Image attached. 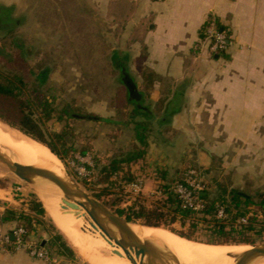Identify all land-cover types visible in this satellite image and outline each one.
<instances>
[{
	"label": "crops",
	"instance_id": "obj_1",
	"mask_svg": "<svg viewBox=\"0 0 264 264\" xmlns=\"http://www.w3.org/2000/svg\"><path fill=\"white\" fill-rule=\"evenodd\" d=\"M43 6L61 7L62 23L123 41L129 89L155 133L149 152L163 154L159 161L148 154L149 170L162 174L139 179L145 190L174 181L187 164L206 184L264 185V0H0L1 14L17 25L18 13L29 9L33 18ZM211 17L229 37L223 56L208 51ZM6 176L0 172V194L7 195L0 204L19 206L13 186H1ZM16 226L0 222V233ZM0 264L47 263L0 250Z\"/></svg>",
	"mask_w": 264,
	"mask_h": 264
},
{
	"label": "rangeland",
	"instance_id": "obj_2",
	"mask_svg": "<svg viewBox=\"0 0 264 264\" xmlns=\"http://www.w3.org/2000/svg\"><path fill=\"white\" fill-rule=\"evenodd\" d=\"M28 10H24L22 15L18 13L17 19L23 21L22 25L6 21L9 18L0 12V71L5 74L22 76L27 82L35 85L36 80L32 71H36L40 66L49 68L51 76L46 89H51L48 95L55 99L56 106L61 109L69 104L76 110V113L84 116L83 120L68 121L69 126H66L64 121H57L56 118L44 126L48 132H62L66 128L69 131L66 146L71 148L72 152L62 161L65 172L86 193L118 216H120L118 210H127L139 201L150 209L163 207L164 198L160 190L162 184L155 185L148 190L144 188V191L140 193L134 192L130 187L144 176L162 174L161 170H155L156 167L153 168L154 171H150L151 166L147 164L148 154H155V161H159L163 156L161 152L151 153L148 149L144 160L132 166L124 164L123 170L112 177L111 185L100 182L105 177V167H108L115 159H125L136 149H141V145L135 139L134 123L148 122L151 126V123L145 121L136 111L135 101L138 96H130L129 55H125V50L122 48L123 41L120 38L105 39L103 33H93L88 29L89 25L77 22L62 23L63 9L61 7L50 9L43 6L37 9L33 18H30L32 14ZM74 19L77 20L76 17ZM114 47L117 50H113ZM139 78L141 75L135 73V79ZM96 117L100 120L89 119ZM154 134L151 129L149 141ZM82 150H86L87 154H81ZM189 165L187 164L188 167ZM0 172L7 175L1 186H13L15 199L19 202V206L2 203L0 208L4 206L5 211L21 212L25 211L24 209L30 211L29 215L34 218L33 228L35 229L31 237L37 242L41 241L42 244L55 234L52 229L54 225L76 254V257L72 259L60 258L47 249L52 259L50 264H88L79 254L73 241L67 239L62 230L55 225L57 215L49 212L45 201L39 197L46 210V215L38 218L29 209V204L34 197L39 200L34 190L2 165H0ZM139 172L142 173L141 177L138 175ZM130 173L134 175V179L127 181L124 177ZM205 186L209 200L219 202L220 198L224 199L225 204L220 207L219 213L231 205L232 196L237 195L232 192L243 191L249 196L251 204L243 205L242 211L250 209L251 213L245 218H240L236 226L242 223V219H256V231L263 232V234L252 236L251 239L257 240L252 245H264V205H262L264 185H237L222 180L218 183L215 181L205 183ZM2 196L4 199L7 195L3 193ZM239 198L242 203L248 199L238 196ZM219 213V219H229L226 212L223 217H220ZM120 217L126 219L125 216ZM202 217L200 214L195 218L199 237H204L208 233L207 229L213 227V224L208 222L209 218L203 221ZM37 219L42 221L41 224L36 223ZM131 223L138 227L144 226L142 221ZM191 223L192 221L188 220L183 227L180 222H177L170 227L176 231H186ZM161 229L176 235L169 229ZM183 241L199 246L208 245L185 239Z\"/></svg>",
	"mask_w": 264,
	"mask_h": 264
},
{
	"label": "trees",
	"instance_id": "obj_3",
	"mask_svg": "<svg viewBox=\"0 0 264 264\" xmlns=\"http://www.w3.org/2000/svg\"><path fill=\"white\" fill-rule=\"evenodd\" d=\"M220 28L222 26L217 21ZM128 74V73H127ZM35 77V85L27 82L22 76L14 74H5L0 71V121L9 125L10 127L19 130L30 138L44 144L52 153L57 156L61 161L68 157L72 149L67 145L68 129L62 132H48L44 128L45 124L53 119L59 122H65L69 126L70 120H83L84 116L76 113V110L66 104L63 108L56 106L55 99H52L48 93L51 89H46L51 70L45 66H40L36 71H32ZM132 92L130 90V96ZM136 111L139 114L141 111L137 100L135 101ZM90 120L98 121L100 119L89 118ZM135 139L141 145V149H136L134 153L125 159H115L108 167L104 168L105 177L100 180L103 184H112V177L118 172L122 171L124 164L132 166L135 163L145 159L150 145V126L148 122H135ZM46 147V148H47ZM81 154L86 155L87 151L82 150ZM193 169L187 165L180 171L177 178L168 183L162 184L160 187L161 193L164 198L163 207H156L150 209L139 201L127 210H118L120 216H125L129 222L142 221L144 226L151 228H166L176 233L182 239L187 241L205 243L208 245L221 246V245H252L256 243V239H251L252 236H262L263 232L256 231V219H249L247 224L236 223L240 218H245L251 213L249 210H243V205L249 206L250 199H245V203L240 202L238 195L232 196V203L229 205L225 212L229 219H219L218 213L220 207L224 206V199L220 198L219 202L211 201L207 197V192L201 194L203 201V209L201 211H193L184 209L182 201L175 194L174 187L183 182L185 173ZM127 181H132L134 175L132 173L126 174L124 177ZM1 203V202H0ZM264 205V200L262 202ZM29 209L36 214V216L43 217L46 215L44 205L36 198L30 202ZM202 214V220L213 224V227L207 229V234L204 237H199L198 224L196 217ZM33 216L26 214L23 211H6L3 216L0 215V222L17 224L16 228L24 227L27 230L28 236L33 235L35 229L33 228ZM192 221L189 229L186 231H176L170 226L180 222L184 227L185 223ZM41 224V220H36ZM55 232L54 235L46 242V249L54 253L60 258L72 259L76 257L74 250L70 247L64 236L52 225Z\"/></svg>",
	"mask_w": 264,
	"mask_h": 264
},
{
	"label": "bare ground",
	"instance_id": "obj_4",
	"mask_svg": "<svg viewBox=\"0 0 264 264\" xmlns=\"http://www.w3.org/2000/svg\"><path fill=\"white\" fill-rule=\"evenodd\" d=\"M0 148L15 161L45 168L61 177L66 173L62 161L43 144L33 141L20 132L0 122ZM38 197L43 199L46 208L56 216L55 225L62 230L67 239L77 246L79 254L88 264H131L125 257L113 254L117 242L112 243L101 237L88 221L84 210L68 201L63 192L55 185H43L36 188ZM1 198L4 197L0 194ZM64 219V220H63ZM132 225L137 239V251L140 257H149L155 253L170 252L181 264H236L244 258L248 264H264V245H194L183 241L169 231L161 228H146ZM190 241V240H189ZM74 246V245H73ZM161 264H170L163 262Z\"/></svg>",
	"mask_w": 264,
	"mask_h": 264
},
{
	"label": "water",
	"instance_id": "obj_5",
	"mask_svg": "<svg viewBox=\"0 0 264 264\" xmlns=\"http://www.w3.org/2000/svg\"><path fill=\"white\" fill-rule=\"evenodd\" d=\"M7 126L10 127L9 125ZM10 128L20 132L17 129ZM20 133L23 134L22 132ZM23 135L30 138L25 134ZM32 140L36 141L34 139ZM0 165L9 169L13 174L29 185L34 190L37 197L36 188L40 186L53 184L58 187L70 203L84 210V214L88 221L101 233V237L107 239L110 243H112L113 239L116 240L117 249H121L123 253L115 251L113 254L119 257L125 256L131 264H161L163 262L181 264L179 259L170 252L155 253L149 257H140L137 251V239L131 228V226L135 224L112 213L104 204L86 193L66 172V176L61 177L55 172L45 168L21 164L13 160L7 154L6 150L1 148ZM240 195L247 196L243 194ZM45 244L44 242L43 245ZM249 258L253 259L252 257L244 258L236 264H248L246 261Z\"/></svg>",
	"mask_w": 264,
	"mask_h": 264
},
{
	"label": "built area",
	"instance_id": "obj_6",
	"mask_svg": "<svg viewBox=\"0 0 264 264\" xmlns=\"http://www.w3.org/2000/svg\"><path fill=\"white\" fill-rule=\"evenodd\" d=\"M162 2L164 0H153ZM204 33L209 41L208 51L211 57L223 56L229 46L228 35L219 27L217 20L213 17L209 18ZM134 192L140 193L144 191L143 181H138L130 185ZM206 191L204 181L195 169H190L185 173L183 182L174 187L175 194L180 198L184 209L193 211H201L203 209V201L201 194ZM225 210H221L220 217L224 216ZM26 213H30L27 211ZM248 219H242V223H247ZM241 223V224H242ZM0 250L8 252L26 251L30 257L44 261L48 264L52 263L49 251L42 242L35 241L34 238L28 236L24 227H18L8 233H0Z\"/></svg>",
	"mask_w": 264,
	"mask_h": 264
}]
</instances>
